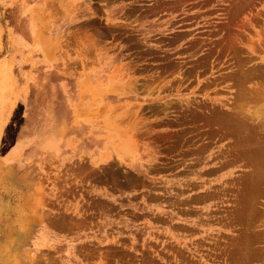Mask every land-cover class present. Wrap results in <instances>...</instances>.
<instances>
[{
  "label": "rangeland",
  "instance_id": "1",
  "mask_svg": "<svg viewBox=\"0 0 264 264\" xmlns=\"http://www.w3.org/2000/svg\"><path fill=\"white\" fill-rule=\"evenodd\" d=\"M0 213L20 264H264V0H0Z\"/></svg>",
  "mask_w": 264,
  "mask_h": 264
},
{
  "label": "bare ground",
  "instance_id": "2",
  "mask_svg": "<svg viewBox=\"0 0 264 264\" xmlns=\"http://www.w3.org/2000/svg\"><path fill=\"white\" fill-rule=\"evenodd\" d=\"M1 213H0V234L6 233V235H7L9 228H14L13 225H16L19 223L17 220H9V221L6 220V222H4L3 220H4L5 216H3ZM25 216L27 217V218H25V221H26V219L27 220L29 219L27 216V212H26ZM7 237H8V235H7ZM11 248H12V242H10V240L5 239L4 242L3 241L1 242V240H0V264H20Z\"/></svg>",
  "mask_w": 264,
  "mask_h": 264
}]
</instances>
